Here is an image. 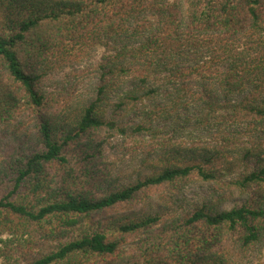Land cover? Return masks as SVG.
<instances>
[{"label": "trees", "instance_id": "16d2710c", "mask_svg": "<svg viewBox=\"0 0 264 264\" xmlns=\"http://www.w3.org/2000/svg\"><path fill=\"white\" fill-rule=\"evenodd\" d=\"M98 48L89 92L54 81ZM164 118L214 146L99 175L107 137ZM197 183L240 203L167 202ZM263 248L264 0H0V264H245Z\"/></svg>", "mask_w": 264, "mask_h": 264}, {"label": "rangeland", "instance_id": "374dc122", "mask_svg": "<svg viewBox=\"0 0 264 264\" xmlns=\"http://www.w3.org/2000/svg\"><path fill=\"white\" fill-rule=\"evenodd\" d=\"M104 55L105 51L102 48L96 49L91 57L81 65L68 67L58 72L54 81L64 83L66 86L70 85L69 81H71L73 88L77 90V94H86L90 90L89 84L93 77L91 69ZM133 114L131 120L135 123H140L145 118V115L140 117L139 113L134 116ZM153 126L150 132H141L126 137L120 135L107 137V133L104 134L107 141L103 145L97 166H95L99 175L101 177L108 176L111 180L121 184L127 183L152 172L154 164L151 162V158L155 159L154 152L156 150L160 153L174 150V152L186 156L185 154L189 153L191 149L212 148L216 142L215 139L209 137L207 133L198 129L191 122L184 123L181 121L177 125L173 120L164 118ZM188 156H192V154L190 153ZM243 168L242 166L236 167L232 176H235ZM174 198L168 199L167 202L171 203L174 200L173 207L184 209H189L206 201L216 204L219 209H229L240 203V199L233 195L230 190L226 188L220 190L218 186L206 183L188 186L178 192ZM263 258L264 248L250 252L249 260L245 264H258Z\"/></svg>", "mask_w": 264, "mask_h": 264}]
</instances>
